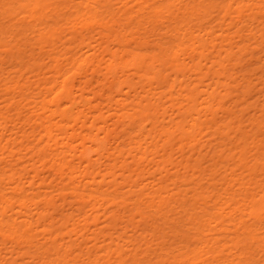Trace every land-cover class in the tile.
<instances>
[{
  "label": "bare ground",
  "instance_id": "6f19581e",
  "mask_svg": "<svg viewBox=\"0 0 264 264\" xmlns=\"http://www.w3.org/2000/svg\"><path fill=\"white\" fill-rule=\"evenodd\" d=\"M260 38L264 0H0V264H264Z\"/></svg>",
  "mask_w": 264,
  "mask_h": 264
},
{
  "label": "rangeland",
  "instance_id": "374dc122",
  "mask_svg": "<svg viewBox=\"0 0 264 264\" xmlns=\"http://www.w3.org/2000/svg\"><path fill=\"white\" fill-rule=\"evenodd\" d=\"M257 29H258V28H257ZM257 29H256V30H257ZM259 32H260V31H259ZM259 32H257V33L260 34L261 32H260V33H259ZM254 39L256 40V38H254ZM252 40H253V39H252ZM258 40H259V39H258ZM258 40H257V41H252V42H254L253 47H256L255 50H256L257 56L260 57V61H256L254 58H252V57L249 58V56H246V58L252 59L253 62H252L251 60H248V59L244 58L243 60H241L240 64H237V66L235 65L236 67L234 66V72H235V71H237V72L239 71L238 73H240V72L242 73V71H243L244 69H245L244 71H246V69L249 70V67H250V66H252V67L254 66L255 68H257V69H256V72H255V73H257L256 75L261 74L260 72H262V70H263V69H262L263 67H261V65H264V64H263V63H264V42H262V39L260 38L261 42H260V44H259V43H258ZM261 60H263V61H261ZM248 61H249V62H248ZM250 63H251V64H250ZM253 63H254V64H253ZM243 66H244V67H243ZM246 67H247V68H246ZM238 68H239V70H238ZM243 68H244V69H243ZM241 70H242V71H241ZM244 71H243V72H244ZM89 74H90V73H89ZM87 75H88V74H86L85 76H87ZM256 75H255V76H256ZM12 76H13V77H16V76H17V73L14 72V73L12 74ZM255 76H254V77H255ZM258 76H259V75H258ZM256 77H257V76H256ZM256 77H255V78H256ZM87 78H90V75H89ZM256 81H257V80H255V82H256ZM110 82H111V79H110ZM109 86H110V85H109ZM109 86H108V87H109ZM108 87H107L106 89H107L108 92H109V91L111 90V88L108 89ZM258 89H259V87L255 89V92L252 93V97H253V96L258 97L257 95L262 94V93H261L262 90H260V89L258 90ZM107 90H105L106 93L103 94L102 98H103L104 96H106L105 94H109V93L107 92ZM125 90H126V89H125ZM256 90H257V91H256ZM259 92H260V93H259ZM77 94H78V93H77ZM89 95H90L89 97H92V93L89 94ZM93 95H94V94H93ZM176 96H177V95H176ZM256 97H255V98H256ZM104 98H105V97H104ZM255 98H252V99H255ZM105 110H106V109H105ZM109 122H110V121H109ZM77 130H80L79 127H78ZM78 141H80V140H76L75 142L78 143ZM108 144H109V142H108ZM16 148L19 149L18 146H17ZM17 149H16V150H17ZM173 152H174V151H173ZM94 153H96V152H93L92 154H94ZM96 155H97V153H96ZM96 155H95V156H96ZM95 156H94V155L91 156V159H93ZM77 157H78V156L75 157L74 162H75V161H76V162H81V163H80L81 166H83V165L85 166V164H87V162L80 161L79 158H77ZM92 157H93V158H92ZM96 157H98V156H96ZM177 157H178V158H177ZM173 158H174V160H178V159L180 158V154L174 152V153H173ZM76 159H78L79 161H77ZM94 159H96V158H94ZM94 159H93V160H94ZM93 160H92V161H93ZM129 160L131 161L132 159H129ZM31 162H33V161H28V159H27V160L24 161V165L27 164V163L29 164V163H31ZM93 162H95V161H93ZM83 163H85V164H83ZM77 164H78V163H77ZM78 165H79V164H78ZM153 165H155V162H154ZM81 166H80V167H81ZM84 166H83V167H84ZM171 166H172V165H170L169 167H171ZM149 167H150V166H149ZM173 167H174V168H173ZM175 167H176V165L172 166L171 169H169V173L172 174V176H175V173H176V174H179V173H177L178 170H177ZM137 168L139 169V168H140V165L137 166L136 169H137ZM81 169L84 170V168H81ZM138 169H137V171H141L140 169H139V170H138ZM172 169H173V170H172ZM175 169L177 170V172H175V171H176ZM42 171H43L44 177H47V176H48V178H49V175H50L49 171H47V170H45L46 172H45L44 170H42ZM20 172L23 174V176L26 175V174H24L25 172H22V170H21ZM44 172H45V173H44ZM46 174H47V176H46ZM41 175H42V174H41ZM42 177H43V176H42ZM122 191H123V192L127 191V188L122 189ZM59 202H60V203H59ZM59 202H57V203H59V204L62 203L61 200H59ZM16 206H17V205H16ZM86 206H87V207H86ZM65 207H66V206H65ZM65 207H64V206H63V207L60 206V210H61V212L64 210L63 212L66 213V210L68 209L69 205L66 207V209H65ZM82 207L85 209V211H86V208H87V209H89L90 207L92 208L91 204L89 205V203H87V205H86V204L83 205ZM13 208H15V206H14ZM16 209L18 210V207H16ZM16 209H12V211H15ZM70 209H71V207L69 208V210H70ZM60 210H58V211L60 212ZM69 210H68V211H69ZM71 211H73V210H71ZM71 211H70V212H71ZM90 211H92V210L90 209V210H88V211H86V212L88 213V212H90ZM75 213L79 214L77 211H75ZM84 213H85V212H84ZM91 213L93 214V212H91ZM89 214H90V213H89ZM75 216H76V218L79 217V216H77L76 214H75ZM102 217H103V218H102ZM100 218H101V219L99 220V224H101L100 226L102 227V225H104V224H106V223L104 222V221H105V218H104L103 215H101V213H100ZM103 220H104V221H103ZM101 222H102V223H101ZM103 223H104V224H103ZM81 224H83V225L81 226ZM81 224H80V227H82V228H83V227L88 228V224H89V228H90V226H91V229L95 228V226H92V223H89V222H87V223H86V222H85V223L83 222V223H81ZM130 226H131V227H129V230H128L129 232H128L127 234H128V235H129V234H130V235H133V236H135V237H139L138 234L134 233V232H135V231L133 230V229H134V226H132V225H130ZM80 227H79V228H80ZM132 231H133V232H132ZM227 234H228V233H227ZM227 234H226V235H227ZM76 237H77V235H73V236H72V239H74V238H76ZM231 237H233V234H231V235L228 237V240H229V238H231ZM80 238H81V237H79L78 240H80ZM89 239H90V240H89ZM87 240H89L90 242L88 243ZM91 240H92V242H91ZM0 241H1V240H0ZM81 242H82V244H83V245H81V246H84L83 248H85V247H86V244H88V245H89V244H90V245H93V242H96V239H95L94 237H92V239H91V237L86 238V240H85V238H81V240H80L78 243H81ZM86 242H87V243H86ZM100 243H101V242H100ZM100 243H99V245L104 244V243H101V244H100ZM109 243H110V242L107 241V242H106V245H108ZM224 243H225V242H224ZM10 244H11V243H10ZM225 244H227V247H229L230 242L228 241V242L225 243ZM13 245H14L13 243L11 244V246L8 244V246H10V249H11V247H12V258H11V254H7V255L5 256V259H3L2 261L6 263L8 260H9V261L11 260V261H12V264H16V263H17V264H20V263L22 262V260H23L22 258L19 259V257H23V256L21 255L22 252L19 253L20 250H18L17 246L15 245V247H13ZM88 245H87V246H88ZM81 246H80V244L77 245V246H75V251H76V252H74V253H75V255H81L82 252H83V255H85V256H83V257L87 258V257H86L87 254L83 251V249H82ZM79 247H81V248H80V249L82 250L81 253H80V249H79ZM1 248H2V247H1ZM13 248H14V249H13ZM77 248H78V249H77ZM3 250H4V248H2V251H3ZM4 251H5V250H4ZM228 252H229V251L227 250L226 253H228ZM256 255H257L256 257L258 258L261 254L259 253V254H256ZM25 256H26V259H29V258L27 257V255H25ZM87 256H88V255H87ZM17 258H18V259H17ZM231 258H232V257H230V259H231ZM29 260H30V259H29ZM19 262H20V263H19ZM262 263H263V260L260 261V264H262Z\"/></svg>",
  "mask_w": 264,
  "mask_h": 264
}]
</instances>
